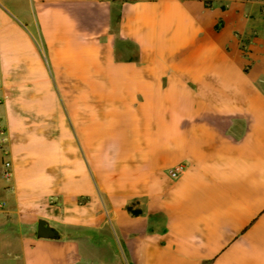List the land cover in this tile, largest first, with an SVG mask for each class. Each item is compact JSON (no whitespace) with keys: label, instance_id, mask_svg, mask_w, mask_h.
I'll use <instances>...</instances> for the list:
<instances>
[{"label":"crops","instance_id":"1","mask_svg":"<svg viewBox=\"0 0 264 264\" xmlns=\"http://www.w3.org/2000/svg\"><path fill=\"white\" fill-rule=\"evenodd\" d=\"M205 1L0 0V264H264V1Z\"/></svg>","mask_w":264,"mask_h":264},{"label":"built area","instance_id":"2","mask_svg":"<svg viewBox=\"0 0 264 264\" xmlns=\"http://www.w3.org/2000/svg\"><path fill=\"white\" fill-rule=\"evenodd\" d=\"M1 143H4V139L1 138ZM3 154L6 155L7 152L5 150H3ZM183 171V167L181 165H177L175 167H173L172 169H170L168 171V174L171 178H176L181 172ZM1 179L4 182H7L9 184L8 186V190L12 191L13 190V186L11 185L12 182V171H11V164L8 160H5L2 164V168H1ZM0 207H2V204L0 203Z\"/></svg>","mask_w":264,"mask_h":264},{"label":"water","instance_id":"3","mask_svg":"<svg viewBox=\"0 0 264 264\" xmlns=\"http://www.w3.org/2000/svg\"><path fill=\"white\" fill-rule=\"evenodd\" d=\"M36 236L39 239H56L55 229L45 220H38L36 227Z\"/></svg>","mask_w":264,"mask_h":264},{"label":"rangeland","instance_id":"4","mask_svg":"<svg viewBox=\"0 0 264 264\" xmlns=\"http://www.w3.org/2000/svg\"><path fill=\"white\" fill-rule=\"evenodd\" d=\"M230 1H232V0H219L220 4H222V5H223V4H224V5H228V3H230ZM261 1H264V0H261ZM205 2H206V3H210V4L212 3L210 0H206ZM210 4H209V5H210ZM210 6H211V5H210Z\"/></svg>","mask_w":264,"mask_h":264}]
</instances>
